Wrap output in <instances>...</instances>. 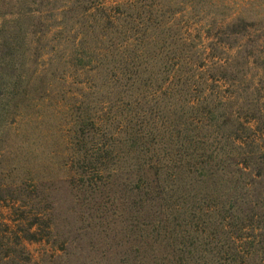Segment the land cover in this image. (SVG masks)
<instances>
[{"label": "rangeland", "instance_id": "1", "mask_svg": "<svg viewBox=\"0 0 264 264\" xmlns=\"http://www.w3.org/2000/svg\"><path fill=\"white\" fill-rule=\"evenodd\" d=\"M117 9L123 24L107 27ZM156 22L182 53H204L208 67L233 73L229 85H240L239 117L249 129L242 145L264 155V0H0V264L133 258L121 238L125 224L111 211L98 217L99 200L76 174L80 124L90 117L97 126L103 113L101 81L84 54L97 56L103 34L138 39ZM115 99L107 100V123ZM258 182L257 226L244 232L240 253L256 249L264 264V171Z\"/></svg>", "mask_w": 264, "mask_h": 264}, {"label": "trees", "instance_id": "2", "mask_svg": "<svg viewBox=\"0 0 264 264\" xmlns=\"http://www.w3.org/2000/svg\"><path fill=\"white\" fill-rule=\"evenodd\" d=\"M119 15L107 16V27H120ZM150 27L138 39L103 34L97 56L84 54L101 81L103 113L97 126L90 117L80 124L75 172L99 200L98 217L111 211L129 230L121 238L133 258L122 264H255L256 249L240 250L257 226L264 155L242 145L249 129L239 117L240 85H229L233 73L223 66L208 67L204 53H182L160 23ZM109 96L117 102L111 123Z\"/></svg>", "mask_w": 264, "mask_h": 264}]
</instances>
